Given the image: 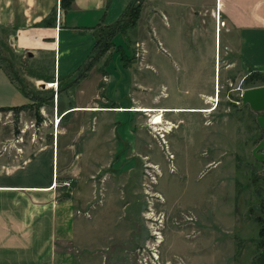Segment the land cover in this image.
Masks as SVG:
<instances>
[{
  "label": "rangeland",
  "instance_id": "obj_1",
  "mask_svg": "<svg viewBox=\"0 0 264 264\" xmlns=\"http://www.w3.org/2000/svg\"><path fill=\"white\" fill-rule=\"evenodd\" d=\"M145 7L144 0H131L119 22L98 28L93 56L60 79L55 93L31 80L40 65L19 59L7 45L8 32L0 30V65L30 95L22 107L0 109V174L5 182L39 178L58 124L55 95L58 114L66 105L84 104L111 61L128 69L133 95L151 89L155 109L212 111L162 113L157 127L149 124L156 112L136 114L133 138L104 141L101 158L110 165L101 175L81 164L84 153L73 154L82 152L83 140L58 138L59 149L74 150L66 157L71 171L58 169L57 198L78 201L82 212L92 204L91 193L103 198L90 222L102 237L80 254L92 264H264V159L251 155L264 138L256 122L263 112L240 104L245 89L264 85V75L238 65L227 69L218 42L215 58L213 43L201 44L198 61L196 55L188 61L198 64L184 67L169 45L172 56L161 49ZM71 122L63 119L58 133L77 130L79 123Z\"/></svg>",
  "mask_w": 264,
  "mask_h": 264
},
{
  "label": "crops",
  "instance_id": "obj_2",
  "mask_svg": "<svg viewBox=\"0 0 264 264\" xmlns=\"http://www.w3.org/2000/svg\"><path fill=\"white\" fill-rule=\"evenodd\" d=\"M144 1L146 11L152 14L148 23L166 56H172L164 47L169 45L181 57L184 67L193 69L198 62L189 64L188 61L194 55L198 61V45L213 43L215 58L218 42L223 45L222 56L227 69L238 65L247 73L264 75V0ZM130 2L0 0V30L8 32L7 45L19 59L40 65L31 80L55 93V82L77 72L93 56L95 31L119 22ZM47 20L50 24H45ZM110 65L111 61L98 90L86 91L89 96L84 104L66 105L58 114L54 94L52 106L58 124L72 118L71 123L77 121L80 126L75 131L65 129L58 133L57 125L51 133L47 162L39 178L29 175L24 182H5V174H0V264H92L80 253L93 248L97 238L102 237L96 225L90 222L97 207L102 206L103 198L96 200L90 192L92 204L84 212L77 209L78 201L57 198L58 169L71 171L66 157H71L74 150L69 146L59 149L57 140H83L82 152L73 154L75 157L86 155L81 164L87 171L101 175L110 165L102 162L101 157L107 154L104 141L128 139L130 134L133 138L132 133L138 130L136 114L143 112L125 110L155 108L150 88L140 89L141 95L136 97L132 94L133 79L128 69ZM215 71L214 63V75ZM29 99L23 86L14 83L0 65V109L22 107ZM59 156H63L61 160Z\"/></svg>",
  "mask_w": 264,
  "mask_h": 264
},
{
  "label": "water",
  "instance_id": "obj_3",
  "mask_svg": "<svg viewBox=\"0 0 264 264\" xmlns=\"http://www.w3.org/2000/svg\"><path fill=\"white\" fill-rule=\"evenodd\" d=\"M240 104L242 106L246 105L252 111L263 112V115L257 117L256 122L264 131V85L245 89L241 93ZM263 149L264 138L252 149L251 155L258 160H263L264 154H256L258 150ZM259 156L261 157L259 158Z\"/></svg>",
  "mask_w": 264,
  "mask_h": 264
},
{
  "label": "bare ground",
  "instance_id": "obj_4",
  "mask_svg": "<svg viewBox=\"0 0 264 264\" xmlns=\"http://www.w3.org/2000/svg\"><path fill=\"white\" fill-rule=\"evenodd\" d=\"M56 86H57V84L55 82L54 85H53V88L56 87ZM217 91H218V84H217ZM214 99L212 100L213 102H215ZM116 111H124V110H116ZM125 111L143 112V113H146V115H148V113L156 112V114L154 116H152L150 122H151V125L152 126H156L157 127V126L161 125V122H162V113H169V112H173V113H179V112L207 113V112H211L212 110H205V109H190V110L187 109V110H184V109H155V108L147 109V108H136V109L125 110ZM57 122H58V118H57Z\"/></svg>",
  "mask_w": 264,
  "mask_h": 264
},
{
  "label": "trees",
  "instance_id": "obj_5",
  "mask_svg": "<svg viewBox=\"0 0 264 264\" xmlns=\"http://www.w3.org/2000/svg\"><path fill=\"white\" fill-rule=\"evenodd\" d=\"M137 15L135 16V19H136ZM45 24H50V22H48V20L45 22ZM10 110V109H9ZM259 234L261 235L262 234V231L259 232Z\"/></svg>",
  "mask_w": 264,
  "mask_h": 264
}]
</instances>
